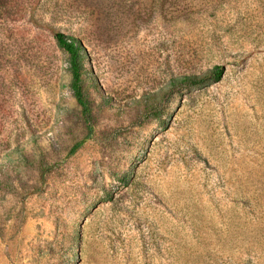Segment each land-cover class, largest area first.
Returning a JSON list of instances; mask_svg holds the SVG:
<instances>
[{
  "label": "rangeland",
  "instance_id": "374dc122",
  "mask_svg": "<svg viewBox=\"0 0 264 264\" xmlns=\"http://www.w3.org/2000/svg\"><path fill=\"white\" fill-rule=\"evenodd\" d=\"M0 264H264V0H0Z\"/></svg>",
  "mask_w": 264,
  "mask_h": 264
},
{
  "label": "trees",
  "instance_id": "16d2710c",
  "mask_svg": "<svg viewBox=\"0 0 264 264\" xmlns=\"http://www.w3.org/2000/svg\"><path fill=\"white\" fill-rule=\"evenodd\" d=\"M54 40L56 45L62 49L68 55V64L70 71V89L77 104L81 107L84 114L89 113V105L86 97L82 91V71H83V61L85 58L83 48L80 42L72 37L66 36L61 33H56L54 35ZM224 73V68L221 66H213L208 69L203 75H183L174 77L170 80V85L173 87H190L200 84H210L218 82ZM91 85H94V81L91 80ZM80 143L76 144L71 152H74Z\"/></svg>",
  "mask_w": 264,
  "mask_h": 264
}]
</instances>
